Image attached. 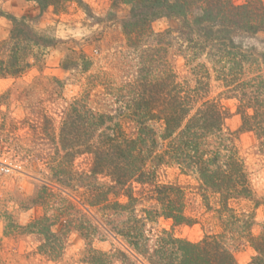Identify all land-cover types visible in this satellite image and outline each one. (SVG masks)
Wrapping results in <instances>:
<instances>
[{
  "label": "trees",
  "instance_id": "obj_1",
  "mask_svg": "<svg viewBox=\"0 0 264 264\" xmlns=\"http://www.w3.org/2000/svg\"><path fill=\"white\" fill-rule=\"evenodd\" d=\"M37 1L62 6L73 0ZM114 1L130 5L122 26L131 52H112L107 68L100 66L81 81L82 91L65 109L60 132L54 130L58 154L45 160L47 170L34 193L18 201L21 208L37 206L43 213L26 225L10 220L6 232L38 237V253L55 262L76 231L87 243L85 264H137L140 256L150 264H239L229 240L250 242L257 251L255 263L264 264V226L254 235V212L235 206L255 195L236 144L238 131L226 129L229 110L206 99L214 81L229 87L239 101L240 130L254 132L264 151V55L237 40L240 34L264 32L263 0ZM7 17L13 28L10 39L0 42V77H19L31 66L32 48L45 37L25 18ZM158 17L178 24L155 31ZM176 56L185 59L182 79ZM81 67L82 72L92 68L90 62ZM82 154L92 155L85 170L74 164ZM169 167L195 175L207 211L223 228L220 233H206L195 242L166 228H148L160 217L173 226L199 222L187 214L184 186L160 180L161 169ZM145 191L150 205L142 203ZM110 235L127 250L94 246Z\"/></svg>",
  "mask_w": 264,
  "mask_h": 264
},
{
  "label": "rangeland",
  "instance_id": "obj_2",
  "mask_svg": "<svg viewBox=\"0 0 264 264\" xmlns=\"http://www.w3.org/2000/svg\"><path fill=\"white\" fill-rule=\"evenodd\" d=\"M244 2L234 0L236 4ZM129 12V4H116L114 0H73L62 6H47L37 0H0V42L11 37L13 23L7 15L25 18L27 24L45 37L32 48L33 53L29 55L31 66L19 77H0V139L3 140L0 142V264H85L81 258L87 243L79 232L69 234L64 256L55 262L38 253V237L26 233L13 234L10 228L6 232V224L11 220L26 225L43 213V209L37 206L21 208L18 201L34 193L42 181V171L47 170L48 161L45 160L51 154H58L55 149L58 138L55 139L53 134L60 132L66 116L65 109L73 97L82 91L81 81L100 66L107 68L111 63L107 59L112 52L127 55L129 49L122 24ZM177 24L175 18L158 17L153 21V28L163 31ZM237 40L247 48L254 47L258 55H264V32L240 34ZM83 53L86 60L80 58ZM86 62H90L92 68L87 72L80 71ZM174 65L182 79L186 73L185 59L182 56L174 57ZM228 90L229 87L214 81L206 99L216 100L228 109L230 116L225 121L226 129L238 131L236 144L250 172L255 195L237 200L235 206L239 211L254 212L252 232L259 235L264 226L262 140L252 131L240 130L239 101ZM8 134L10 136L6 143L4 137ZM59 154H65V151L61 150ZM91 162L92 155L82 154L74 164L80 170H85L91 166ZM7 167L11 169L4 171L3 168ZM180 172L175 167L163 168L160 180L177 181L184 186L187 214L198 217L199 222L173 226L171 219L160 217L156 222H151L148 228L153 232L166 228L179 237L195 242L203 239L206 233H220L223 228L220 222L215 223V214L207 211L195 175ZM148 192L141 193L144 205L152 203L147 198ZM227 242L239 264H256L254 257L257 251L250 242ZM94 246L102 250L113 247L127 250L123 242L111 235L104 240L96 239ZM114 264L122 263L115 260ZM137 264L150 263L140 256Z\"/></svg>",
  "mask_w": 264,
  "mask_h": 264
},
{
  "label": "built area",
  "instance_id": "obj_3",
  "mask_svg": "<svg viewBox=\"0 0 264 264\" xmlns=\"http://www.w3.org/2000/svg\"><path fill=\"white\" fill-rule=\"evenodd\" d=\"M11 168L7 167V168H3L4 171H9Z\"/></svg>",
  "mask_w": 264,
  "mask_h": 264
}]
</instances>
